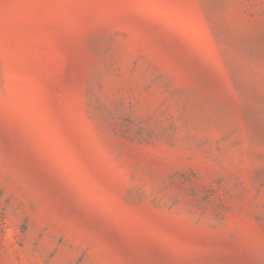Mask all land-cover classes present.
<instances>
[{
  "label": "rangeland",
  "instance_id": "1",
  "mask_svg": "<svg viewBox=\"0 0 264 264\" xmlns=\"http://www.w3.org/2000/svg\"><path fill=\"white\" fill-rule=\"evenodd\" d=\"M0 264H264V0H0Z\"/></svg>",
  "mask_w": 264,
  "mask_h": 264
}]
</instances>
